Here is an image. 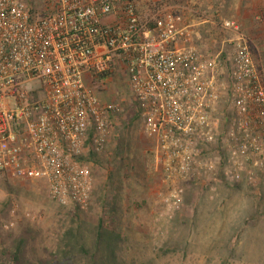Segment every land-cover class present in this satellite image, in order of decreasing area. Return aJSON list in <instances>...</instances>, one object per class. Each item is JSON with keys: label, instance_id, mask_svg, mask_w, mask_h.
I'll return each instance as SVG.
<instances>
[{"label": "built area", "instance_id": "obj_1", "mask_svg": "<svg viewBox=\"0 0 264 264\" xmlns=\"http://www.w3.org/2000/svg\"><path fill=\"white\" fill-rule=\"evenodd\" d=\"M29 1L0 0V177L42 182L59 206L86 210L93 178L82 158L104 150L122 111L86 82L119 73L171 183L161 218L181 210L184 184L218 175L264 188V71L238 24H220L223 60L167 6L143 16L138 0ZM224 94L232 114L222 132L212 114Z\"/></svg>", "mask_w": 264, "mask_h": 264}, {"label": "rangeland", "instance_id": "obj_2", "mask_svg": "<svg viewBox=\"0 0 264 264\" xmlns=\"http://www.w3.org/2000/svg\"><path fill=\"white\" fill-rule=\"evenodd\" d=\"M31 1L36 6L39 4V0ZM142 1L139 5L141 14L149 11L148 14L154 7L164 5L155 0ZM261 2L264 4V0H260L256 1V5H261ZM225 21L230 20H222L214 27L208 24L197 27L202 36L197 43L200 49L208 54L221 51L223 60L230 59V46L225 44L221 49L218 41L224 37L220 24ZM251 28L255 36L250 35L249 47L256 64L264 71V15L256 16ZM242 33L249 38L247 33ZM224 66L226 74V61ZM114 74L86 82L101 101L119 104L122 111L116 115L104 150L93 160H85L93 178L92 191L96 195L94 202L97 208L95 213H90L87 207L78 215L79 218L87 226H98L101 223L96 224V217L105 216L104 205L108 206L111 202L122 204L126 197L131 202L129 206L137 210L142 207L141 191L150 190V198L145 195L146 207L151 208L149 220L144 219L138 226L130 224L124 230L121 225L102 224L113 231L120 227V232L135 238L133 241H120L119 252H116L126 264H264L262 184L256 188L244 183L228 184L218 175L210 177L205 184H184L181 187L183 206L174 219L167 221L159 216L161 196L171 183L164 180L160 167L155 165L154 142L141 132V120L126 80L121 74ZM221 79L225 81V76ZM231 114L232 108L224 94L218 109L212 114L222 132ZM211 153L208 151L206 155ZM99 202L102 208H98ZM12 206L16 207L14 218L9 213ZM76 211L52 201L42 182L0 177V222H13L11 229L0 231V264H9L5 252H18V264H37L49 258L55 252L58 240L75 219ZM24 213H29L34 219L25 218ZM139 231L144 232L145 237L141 243L135 236ZM21 239L23 244L18 249V240Z\"/></svg>", "mask_w": 264, "mask_h": 264}, {"label": "crops", "instance_id": "obj_3", "mask_svg": "<svg viewBox=\"0 0 264 264\" xmlns=\"http://www.w3.org/2000/svg\"><path fill=\"white\" fill-rule=\"evenodd\" d=\"M158 3L162 2L164 5L172 8L175 14L178 15L179 26L180 27H200L202 25H211L210 27H214L216 23H220L222 20H230L240 26L242 32L247 33L249 36L248 42L250 43L252 37L255 36V33L252 35V25L254 18L261 14L264 15V4L261 2V5H256V1L260 0H155ZM139 4L143 2L142 0H138ZM259 3V2H258ZM212 29V28H211ZM215 29V28H213ZM199 30V29H197ZM252 35V37L250 36ZM202 37V36H201ZM257 39V38H254ZM221 40L218 39L220 47H221ZM251 44V43H250ZM93 192V191H92ZM143 199L141 200L140 204L142 207L135 210L132 208L133 206H129V202L125 197V200L122 204H114L111 202L108 206L104 205V211H106L105 216L102 218L100 216L96 217L97 221L96 224H114V226L121 225L123 230L126 226L140 225L143 220L146 221L150 219L151 208L146 207L148 202L145 200V195L149 196L152 191L148 190V192L144 189L141 191ZM105 194V192H103ZM131 194V193H129ZM128 194V195H129ZM96 198L95 192L91 193L90 201L88 204V211L90 213H95L96 211V203L94 199ZM114 197L111 198V201ZM105 199V198H104ZM106 201V200H105ZM99 207H101V202L98 203ZM144 208V209H143ZM143 209L144 211H142ZM90 218V217H89ZM106 221L108 223H106ZM112 226V225H111ZM120 227L114 228L115 232L120 235V241L128 242L133 241L135 238L131 235L128 236L125 232L119 231ZM122 230V231H123ZM138 229L134 231L137 232ZM140 232V233H139ZM135 236L137 237L138 241H144V232L139 231ZM142 237H141V236ZM139 237L141 239L139 240ZM136 239V240H137ZM140 242V243H141ZM141 255L140 257H142ZM127 257V256H125Z\"/></svg>", "mask_w": 264, "mask_h": 264}, {"label": "trees", "instance_id": "obj_4", "mask_svg": "<svg viewBox=\"0 0 264 264\" xmlns=\"http://www.w3.org/2000/svg\"><path fill=\"white\" fill-rule=\"evenodd\" d=\"M147 12H142V14H147ZM94 157L96 154L89 153L82 160L89 161ZM76 214L69 228L58 240L55 252L46 260L38 261L37 264H126L123 258L116 254L119 252L121 243L120 235L105 228L102 224L87 226L85 221L78 216L81 211L77 210ZM22 244L23 240H18V249ZM18 255V252H5L4 254L5 257H9V264H18Z\"/></svg>", "mask_w": 264, "mask_h": 264}]
</instances>
